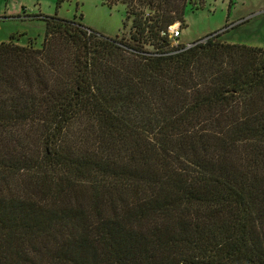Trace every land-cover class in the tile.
I'll return each instance as SVG.
<instances>
[{"label": "trees", "instance_id": "obj_1", "mask_svg": "<svg viewBox=\"0 0 264 264\" xmlns=\"http://www.w3.org/2000/svg\"><path fill=\"white\" fill-rule=\"evenodd\" d=\"M190 2L104 0L128 39L21 6L45 30L0 42V264H264V48L173 44Z\"/></svg>", "mask_w": 264, "mask_h": 264}, {"label": "rangeland", "instance_id": "obj_2", "mask_svg": "<svg viewBox=\"0 0 264 264\" xmlns=\"http://www.w3.org/2000/svg\"><path fill=\"white\" fill-rule=\"evenodd\" d=\"M191 0L184 10L180 37L173 44L188 43L219 34L218 40L264 48V0ZM21 6L27 15H57L72 19L82 14L81 22L106 36L128 39L130 21L123 27L125 5L108 7L104 0H0V42L15 35L18 43L34 39L39 46L45 25L37 18L20 19ZM179 24V23H178Z\"/></svg>", "mask_w": 264, "mask_h": 264}, {"label": "built area", "instance_id": "obj_3", "mask_svg": "<svg viewBox=\"0 0 264 264\" xmlns=\"http://www.w3.org/2000/svg\"><path fill=\"white\" fill-rule=\"evenodd\" d=\"M167 33H168L169 37L172 39V41L177 40L181 35V30H180L179 24L175 23L173 25L168 26ZM190 45H192L191 42L186 43V46H190Z\"/></svg>", "mask_w": 264, "mask_h": 264}]
</instances>
